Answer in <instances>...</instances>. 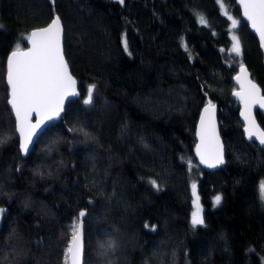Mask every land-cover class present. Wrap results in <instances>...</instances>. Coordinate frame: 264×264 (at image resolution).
<instances>
[{
	"label": "trees",
	"instance_id": "obj_1",
	"mask_svg": "<svg viewBox=\"0 0 264 264\" xmlns=\"http://www.w3.org/2000/svg\"><path fill=\"white\" fill-rule=\"evenodd\" d=\"M221 4L239 21L240 57ZM54 14L80 97L22 157L6 57ZM241 63L264 92L262 54L235 0H0V264H67L81 211L84 264H264V149L242 132ZM208 100L225 148L213 172L194 157ZM193 182L205 221L196 227Z\"/></svg>",
	"mask_w": 264,
	"mask_h": 264
},
{
	"label": "snow or ice",
	"instance_id": "obj_2",
	"mask_svg": "<svg viewBox=\"0 0 264 264\" xmlns=\"http://www.w3.org/2000/svg\"><path fill=\"white\" fill-rule=\"evenodd\" d=\"M120 4L124 0H118ZM243 6V17L250 22L251 27L259 34L261 44L264 46V0H240ZM227 15V12H225ZM232 29L238 27L239 21L228 16ZM199 23L207 25L208 21L199 16ZM63 26L61 18L57 15L43 28L33 30L27 41L31 45L27 50H22L16 45L7 61V84L10 87V98L8 104L14 113L16 130L20 137V150L29 152L34 137L49 122L57 119L64 111V102L69 96H75L77 92V81L69 72L63 52ZM187 51V45L182 44ZM125 50L127 45L125 44ZM231 52L236 57L242 55L241 42L237 35L232 36ZM235 80L239 83V90L233 95L238 98L242 105L240 115L245 122L244 131L251 140L255 137L261 145H264V130H261L253 115V108L259 106L264 109V94L261 89L249 78L245 66L240 64L239 74ZM95 84L86 89L84 104L93 102ZM215 104L208 100L200 117V129L198 136L200 142L196 145V153L200 163L209 168H216L224 161L223 145L220 143L219 133L216 129ZM35 117V122H33ZM83 132V129H80ZM86 139H92L89 133H83ZM0 140V143H3ZM153 187L159 190L155 180L150 181ZM262 199H264V182L260 184ZM194 211L191 213V224L193 227L205 223L203 208L197 192L195 182L191 185ZM222 197L216 195L213 206L221 203ZM4 210L0 209V213ZM81 211L79 217H84ZM77 218L72 225L71 240L66 249V262L70 258L71 264H82V225ZM104 247L103 244L100 245Z\"/></svg>",
	"mask_w": 264,
	"mask_h": 264
},
{
	"label": "water",
	"instance_id": "obj_3",
	"mask_svg": "<svg viewBox=\"0 0 264 264\" xmlns=\"http://www.w3.org/2000/svg\"><path fill=\"white\" fill-rule=\"evenodd\" d=\"M235 1H236L237 5H238V7H239V9H240V13H241V16H242L243 21L247 24L248 29L254 34V36H255V38H256V40H257V42H258V47H259V50H260V52H261V54H262V64H263V67H264V46H262V44H261V40H260L259 34H258V33H257L252 27H251L250 22L247 21V19L243 17V6H242V4L240 3V0H235ZM57 15H58V14H54L52 18H54V17L57 16ZM58 16H59V15H58ZM51 20H52V19H51ZM51 20L49 21V23L51 22ZM49 23H47V24L44 25V26L36 27V28L31 29V30L29 31V34H30L33 30H36V29H39V28L46 27ZM61 23H62V21H61ZM62 26H63V24H62ZM63 30H64V28H63ZM29 34H28V35H29ZM63 37H64V32H63ZM26 41H27V40H26ZM62 45H63V39H62ZM30 46H31V45H30V44L28 43V41H27V46L24 47V48H21V49H22V50H27V48H29ZM14 50H16V49H14ZM14 50H12V51H14ZM12 51H11V52H12ZM11 52H10V53L7 55V57H6L5 84H6L7 88H8V99H7V103H8V100H9V98H10V87H9L8 84H7V61H8V58H9ZM63 52H64V49H63ZM64 57H65V55H64ZM65 60H66V58H65ZM66 62H67V60H66ZM67 65H68V62H67ZM244 66H245V65H244ZM245 68H246L247 71H248V76H249V78H250V79H251V80H252V81L258 86V84H257V83L251 78V75H250V72H249L248 68H247L246 66H245ZM68 69H69V72H70V74L72 75V77L77 81V79L75 78V76L72 74L69 65H68ZM239 71H240V66L238 67L236 73H235L234 76H233V82H234V84H235V86H236V89H235L234 91H238V90H239V83L235 80V77H236V75L239 74ZM258 87H259V86H258ZM259 88H260V87H259ZM234 91H233V92H234ZM77 92L79 93L78 95H75V96H69V97L65 100V102H64V111H65L66 105H67V103H68L69 101H71V100H73V99H76V98H79V97H80V92H79V87H78V81H77ZM261 93L264 94V92H263L262 90H261ZM233 97L235 98V100H236V101L238 102V104H239L238 117H239L240 122L242 123V132H243V135H244L245 140H246V141H253V142L256 143V145H257L258 147L264 149V145H261V144L259 143V141H258L255 137H253L251 140L248 138L246 132L244 131V128H245V122H244V119H243V117L240 115V112H241V110H242V105H241V103H240V101L238 100L237 97H235L234 95H233ZM8 105H9V104H8ZM205 105H206V104H205ZM205 105H203V106L201 107V109H200V111H199V114H198V117H197L196 124H195L194 157H195L197 163L199 164V166H200L203 170H205V171H209V172H213V171L218 170L219 167H220L221 165H219V166L216 167V168H209V167H207L205 164L200 163L199 156H198L197 153H196V145L200 142V139H199V136H198V132H199V129H200V117H201V114H202V112H203V108L205 107ZM215 106H216V109H215L216 129H217V132L219 133L220 143L223 145V153H224V161H225V148H224V144H223V141H222V138H221V135H220L219 125H218V109H217V105H216V104H215ZM9 107H10V105H9ZM10 109H11V108H10ZM11 111H12V110H11ZM64 111L60 114V116H59L57 119H55V120H53V121H49V122L43 127V129L40 130V131L38 132L37 136L34 137V142H33V144L30 145V147H29V152H30V150L32 149L33 145L35 144V142H36L38 136H39V135H40V134H41V133L47 128V126L50 125L51 123H55V122H58V121L61 120V116H62V114L64 113ZM256 111H259V112L264 116V109H259V106H258V105L255 106V107L253 108V115H254V117H255L256 123H257V125L259 126V128H260L261 130H264V129L260 126V124L258 123V121H257L256 114H255ZM12 115H13L14 123H15V131H16V134L18 135V147H19V144H20V137H19V133H18V131L16 130V122H15V117H14V113H13V111H12ZM33 122H35V117H33ZM19 151H20L22 157H26L27 154L29 153V152H28V153H23V152L20 150V147H19ZM224 163H225V162H224ZM224 163H223V164H224ZM223 164H222V165H223ZM82 240H83V237H82ZM69 242H70V241H69ZM67 264H71L70 258L67 260ZM82 264H84V240H83V249H82Z\"/></svg>",
	"mask_w": 264,
	"mask_h": 264
},
{
	"label": "rangeland",
	"instance_id": "obj_4",
	"mask_svg": "<svg viewBox=\"0 0 264 264\" xmlns=\"http://www.w3.org/2000/svg\"><path fill=\"white\" fill-rule=\"evenodd\" d=\"M222 5V11H223V13H225V12H227L226 11V8L224 7V5L223 4H221ZM227 16H231L230 14H228V12H227ZM232 17V16H231ZM234 18V17H233ZM235 19V18H234ZM230 38H231V47H232V36L233 35H237V32H236V29H232V26H231V28H230ZM238 36V35H237ZM122 42H123V44H124V46H125V44H126V37H125V34L123 33L122 34ZM231 47H230V50H231ZM261 198H262V193H261ZM263 201H264V199H262ZM193 211H194V205H193Z\"/></svg>",
	"mask_w": 264,
	"mask_h": 264
}]
</instances>
